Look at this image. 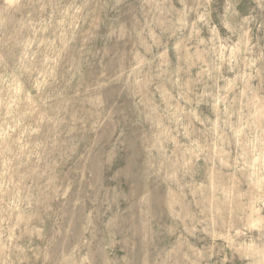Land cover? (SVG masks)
<instances>
[{"label":"rangeland","instance_id":"obj_1","mask_svg":"<svg viewBox=\"0 0 264 264\" xmlns=\"http://www.w3.org/2000/svg\"><path fill=\"white\" fill-rule=\"evenodd\" d=\"M0 264H264V0H0Z\"/></svg>","mask_w":264,"mask_h":264}]
</instances>
